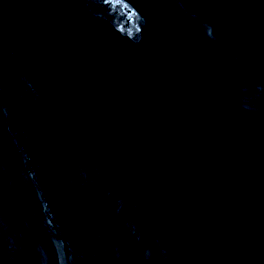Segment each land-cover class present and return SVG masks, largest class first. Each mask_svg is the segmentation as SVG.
<instances>
[{
    "label": "water",
    "instance_id": "water-1",
    "mask_svg": "<svg viewBox=\"0 0 264 264\" xmlns=\"http://www.w3.org/2000/svg\"><path fill=\"white\" fill-rule=\"evenodd\" d=\"M0 264H264V0H0Z\"/></svg>",
    "mask_w": 264,
    "mask_h": 264
}]
</instances>
